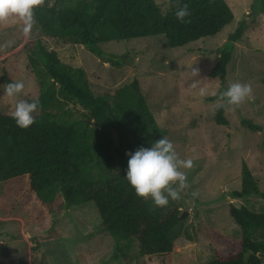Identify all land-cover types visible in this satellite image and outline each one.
<instances>
[{
	"label": "trees",
	"instance_id": "obj_1",
	"mask_svg": "<svg viewBox=\"0 0 264 264\" xmlns=\"http://www.w3.org/2000/svg\"><path fill=\"white\" fill-rule=\"evenodd\" d=\"M47 1L35 11L33 31L38 35H33L28 43L33 47L30 63L40 84L36 100L42 107L36 122L22 129L16 125L12 112L0 115V216L24 220L25 233L33 244L32 264H51L41 249L46 242L61 236L49 223L57 196H63L66 209L92 202L104 232L125 241H138L141 255L152 264H174L172 232L181 212H154L150 202L138 197L126 179L127 153L141 146L149 148L166 135L141 85L134 80L114 93L96 95L84 70L69 67L57 52L46 51L40 36L86 46L98 56L103 54L100 44L159 35L166 37L170 47L180 48L217 35L235 20V15L225 0H170L171 9L166 14L156 0H55L51 7ZM178 2L189 5L192 15L186 20L191 23H181L176 18ZM252 9V18L242 21L219 51L209 78L221 83V91L208 97V102L217 101L227 90L234 43L254 24V14L264 11V0H255ZM109 61L122 64L121 60ZM261 83L264 86V78ZM56 95L88 108L87 118L94 123H70L64 116L47 111ZM226 108L219 104L215 110L218 125H230ZM242 124L252 131H262L249 119ZM113 129L120 133V145L114 153L110 152L111 141L107 138ZM92 141L98 142L95 151L104 152L107 161L109 176L103 180L91 181L85 171L94 159ZM232 196L264 197L244 160L241 189L233 191ZM228 211L239 235L231 236L208 225L214 259L207 264H264L260 257L264 255V212L234 204L229 205Z\"/></svg>",
	"mask_w": 264,
	"mask_h": 264
},
{
	"label": "rangeland",
	"instance_id": "obj_2",
	"mask_svg": "<svg viewBox=\"0 0 264 264\" xmlns=\"http://www.w3.org/2000/svg\"><path fill=\"white\" fill-rule=\"evenodd\" d=\"M225 1L235 20L217 35L180 48L170 47L166 37L159 35L100 44L98 47L103 54L98 56L86 46L40 36L46 51H55L65 65L84 70L96 95L114 93L138 80L158 124L166 132L165 137L174 143L181 159L193 161L191 169H182L189 187L181 192L179 200L170 198L167 206L160 207L147 199L154 212L178 209L181 215L187 213L172 232L174 264H207L214 259L208 225L231 236L239 235L229 215L230 204L264 212L263 196H232L233 191L241 189L243 160L264 194V86L261 83L264 78V11L254 14V24L240 41L234 43L228 67V85L237 81L250 82L253 97L239 107H227L225 114L230 125H218L214 116L219 103L208 102L207 98L221 91V83L212 81L209 73L229 37L242 21L252 18L255 3V0ZM47 2L52 6L55 0ZM156 2L163 14L170 11V0ZM8 41L12 42L11 46L0 47V86L22 80L26 88L18 99L36 100L40 95V84L30 63L33 47L28 43L31 38L23 35L22 24L0 26V46ZM109 59L121 60L122 64L116 65ZM193 67L199 70L198 77H191ZM194 81H200L199 87L205 88L207 95L200 96L199 87H190ZM56 97L47 111L64 116L70 123H94L87 118L90 114L88 108L75 100ZM13 110L14 102L3 96L0 87V115ZM244 119L260 125L262 131L243 126ZM107 138L111 141L110 152L114 153L120 145V133L113 129ZM97 144L92 141L90 147L94 159L85 170L91 181L109 176L104 152L98 154L95 151ZM2 190L0 184V195ZM194 191L198 193L196 197L192 196ZM57 197L49 223L60 231L61 236L46 242L41 249L51 264H152L141 255L138 241H125L102 230L94 203L66 209L63 196L59 194ZM24 227L25 221L21 218L0 216V264H32L33 244ZM1 245L9 251L5 258ZM260 257L264 263V255Z\"/></svg>",
	"mask_w": 264,
	"mask_h": 264
},
{
	"label": "clouds",
	"instance_id": "obj_3",
	"mask_svg": "<svg viewBox=\"0 0 264 264\" xmlns=\"http://www.w3.org/2000/svg\"><path fill=\"white\" fill-rule=\"evenodd\" d=\"M46 0H0V26L22 24V33L26 38H32L36 25L35 11L43 6ZM51 7V4L48 5ZM175 16L181 23H191L186 20L192 15L189 5H175ZM11 41L0 47L11 46ZM199 76V70L191 69V77ZM200 81H194L190 87L196 89ZM3 96L14 102L12 118L18 127L28 129L36 122V114L41 109L39 100L29 102L18 99L25 91L24 81L6 83L2 86ZM199 95H207L206 89L199 87ZM253 97V88L250 82L230 83L223 91L217 103L224 107H239ZM128 167L126 179L135 190V194L142 199H151L156 206L164 207L171 200H179L181 192L189 187L188 178L182 169H191V159H181L175 145L167 137L152 143L149 148L139 147L135 152H128ZM197 192H192L196 197Z\"/></svg>",
	"mask_w": 264,
	"mask_h": 264
},
{
	"label": "water",
	"instance_id": "obj_4",
	"mask_svg": "<svg viewBox=\"0 0 264 264\" xmlns=\"http://www.w3.org/2000/svg\"><path fill=\"white\" fill-rule=\"evenodd\" d=\"M89 124H91L92 122L91 121H88ZM187 216V213H184L183 215L180 216V220L184 219L185 217ZM1 249H2V257L5 258L9 251L7 249V247L1 245Z\"/></svg>",
	"mask_w": 264,
	"mask_h": 264
}]
</instances>
